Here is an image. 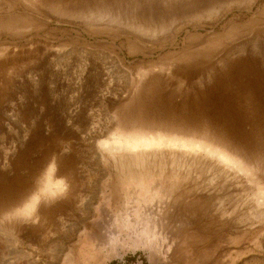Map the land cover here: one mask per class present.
<instances>
[{
    "label": "rangeland",
    "instance_id": "374dc122",
    "mask_svg": "<svg viewBox=\"0 0 264 264\" xmlns=\"http://www.w3.org/2000/svg\"><path fill=\"white\" fill-rule=\"evenodd\" d=\"M0 264H264V0H0Z\"/></svg>",
    "mask_w": 264,
    "mask_h": 264
},
{
    "label": "bare ground",
    "instance_id": "6f19581e",
    "mask_svg": "<svg viewBox=\"0 0 264 264\" xmlns=\"http://www.w3.org/2000/svg\"><path fill=\"white\" fill-rule=\"evenodd\" d=\"M159 145H161V142H157V141H154V139L143 137V138L128 139L124 141L123 143L116 142V145L113 147V149L114 150L116 149L119 152L123 151V152H129L131 154H137L139 152L153 150L154 147L159 146ZM168 146L177 147L180 150L182 151L185 150L187 152H189L191 149L192 150L196 149L193 147V145H187L185 143H178V142H172V141L168 142ZM220 159L222 160L223 163L231 162V159L228 158L227 155L221 156Z\"/></svg>",
    "mask_w": 264,
    "mask_h": 264
}]
</instances>
